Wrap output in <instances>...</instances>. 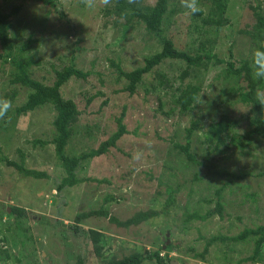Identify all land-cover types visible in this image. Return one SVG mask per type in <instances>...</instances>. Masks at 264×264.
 Segmentation results:
<instances>
[{
  "label": "rangeland",
  "instance_id": "374dc122",
  "mask_svg": "<svg viewBox=\"0 0 264 264\" xmlns=\"http://www.w3.org/2000/svg\"><path fill=\"white\" fill-rule=\"evenodd\" d=\"M156 1L144 0V4L152 6ZM198 2L203 16L193 15L181 6L180 0H169L163 37L187 51H195L201 42H210L219 58L234 60L237 66L249 58L251 40L244 31H251L255 24L253 7L261 5L264 13V0H229L227 17L231 25L217 32L215 27L204 24L208 1ZM14 4L22 2L0 0V6L7 12ZM105 8L99 0L94 8H88L82 0H61L56 8L27 0L21 13L12 18L14 29L10 38L15 47L29 39L35 41L31 52V55L37 52L35 60L39 61L31 69L35 80L52 85L55 70L72 62L89 74L85 80L73 77L62 87L63 97L74 100L81 112L67 148L69 156L98 148L117 131V121L123 112L130 133L108 154L82 163L77 176L83 182L59 191L66 173L57 159L55 145L42 147L35 143L52 142L55 138L57 112L47 104L17 115L16 109L27 101L29 91L12 85L13 68L0 62V112L5 113L0 118V156L21 163L23 153L26 168L48 175L46 179L24 177L0 161V264H76L78 256L85 257L86 264H101L137 252L146 255L160 252L164 264H264V246L261 262H246L254 255L255 237L245 242L216 241L205 259L200 258L213 237L231 238L246 229L264 226V176H258L264 172V142L254 152L259 157L255 161L241 155L237 146L226 154H215L213 162L220 168L251 174L246 179L231 181L205 176L207 169L188 161L184 154L175 153L170 141L175 135L185 143V129L192 121L200 120L204 129L195 132L192 150L199 153L202 161L213 157L215 151H208L205 132L224 112L234 118L248 114L250 108L236 101L230 91L232 87L247 89L246 80L226 78V64L200 70L185 79V83L202 87L194 111L184 116L178 110L172 116L163 114L170 110L172 91L159 87V76L163 74L177 86L185 65L168 60L144 77L135 94L122 91L128 81L119 77L112 60L120 63L124 71H133L142 67L146 58L161 51L162 42L140 24H133L124 36L123 19L117 27L106 26ZM239 132L244 134L243 126ZM195 173L203 179L194 182ZM229 181L234 183L218 194ZM168 187L176 191L175 203L169 208L167 201L172 193ZM254 193L258 194L255 201L246 197ZM109 196H115L116 200L105 203ZM218 201L223 206L222 215L215 211ZM103 205L120 221L139 212L156 211L159 215L129 228L94 217L77 225L85 235H75L69 228L76 224L78 213ZM15 207L25 209V217L17 220ZM193 214H208V219L188 222ZM89 230L104 234L102 258L94 253L87 235ZM144 264L158 263L153 258Z\"/></svg>",
  "mask_w": 264,
  "mask_h": 264
},
{
  "label": "trees",
  "instance_id": "16d2710c",
  "mask_svg": "<svg viewBox=\"0 0 264 264\" xmlns=\"http://www.w3.org/2000/svg\"><path fill=\"white\" fill-rule=\"evenodd\" d=\"M25 1L21 0L22 4H14L12 9L7 12L0 6V45L2 52L0 53V62L9 63L13 68L11 72L10 83L12 85H19L26 88L29 91L27 101L16 109L17 115L27 114L33 112L36 109L50 104L57 112L55 120V127L57 135L52 142L37 141L42 147L48 144L55 145L56 156L66 176L62 179L58 190L62 191L67 187H74L84 180L77 176V171L85 161L104 156L110 152L111 149L117 148L118 142L127 134L129 130L124 123L126 112L118 118L117 131L106 141L102 142L98 148L92 149L88 152H84L78 156H69L67 148L70 140L73 136L74 125L77 123L81 112L78 109L74 100L65 99L62 95V87L70 81L71 78L76 77L78 79H87L89 74L76 68L75 63L65 66L61 70H55V81L52 85H47L33 78L32 65L38 64L39 61L35 60L36 51L34 55L32 44L34 40L29 39L26 43L21 44L18 47L11 42L10 34L14 29V22L12 18L21 13L24 9ZM43 4L44 6L56 8L61 0H30ZM209 3V11L207 17L204 19L206 26L215 27V31L220 30L226 26L231 25L230 19L227 17V11L229 6V0H207ZM169 9V0H157L154 5L146 6L144 0H139V3L130 4L128 0H112L110 6H107L104 10V15L108 18L106 26L112 24L117 27L120 20H125L121 25L123 26V35H126V31L129 28H133V24L143 25L148 34L160 37L162 42V49L156 52L154 55L145 59V63L142 67H139L133 71L126 72L122 69L120 63L112 60V64L117 68L119 77H124L128 81V85L122 89L127 91L130 95L136 93L138 86L143 81L146 75H149L155 71V69L161 66L168 60L180 61L185 65L184 70L179 76V84L175 86V83H171V80L166 78L163 74H160L158 84L159 87L168 88L171 90V106L170 110L163 111V114L172 116L176 110L181 115H188L194 111V107L199 99V94L202 91L200 85L193 83H185V79L190 78L198 71L208 69L210 66H221L226 64L224 69L225 77L244 78L247 82V89L245 88H231V92L234 94L233 98L247 105L250 110L248 114H243L239 118L231 117L227 112L222 113L220 119L213 121L208 125V129L205 132L206 142L209 143L208 151L213 150L215 153L213 157L206 158L205 161L199 159V153L192 150V143L194 134L196 131H203L204 127L201 126L200 120H194L191 122L190 127L185 129V143L177 140V137L173 135L170 138L172 143V149L176 152L184 154L188 161L195 163L199 167H205L207 174L205 176L220 178H231V181L243 180L251 176L250 173H236L231 172L225 168H220L213 162L215 154L223 155L230 151L232 146H237L241 155H245L253 160L259 159L254 155L255 150H259L261 143L264 142V108H262L256 101V91L258 88L264 89V80H257L253 78V55L257 49L264 51V13L262 6L258 5L253 7L255 24L251 31H244L246 36L250 37L251 50L249 58L240 61V65H236L234 60L226 61L213 51V46L210 42H201L199 47L195 51L180 50L175 46L172 39L163 37L162 28L165 22ZM204 11L197 14V16H203ZM112 18V19H110ZM212 47V48H210ZM231 58H233V52L231 48ZM152 89H155L153 87ZM168 95L167 93H165ZM93 98L89 99V102ZM160 106L163 107V100L160 99ZM173 106V107H172ZM244 127V134L240 135L239 129ZM213 145V146H211ZM0 153H2V147L0 146ZM22 162L17 163L10 160L7 156L1 155L0 161L5 163L8 167L15 169L18 173L24 177H31L35 179H46L48 175L46 173L28 169L25 166V155L22 153ZM258 176H264V172H260ZM194 182L201 181L203 176L199 173H195ZM88 180V179H87ZM94 181L93 179H90ZM226 182L223 188L218 190V194L221 193L230 183ZM169 192L172 194L167 201V207H171L175 203L176 191L168 187ZM258 194H248L247 198H255ZM116 200L115 196H109L106 198L105 203ZM221 200V198H219ZM14 214H16L17 220L21 217H25L26 210L20 207L13 208ZM222 215L223 206L220 201L217 203L215 210ZM156 211L139 212L126 221H120L116 217L111 216L108 209L103 205L99 209H93L87 212L78 213L75 218V223L69 226L74 230L75 235H81L85 232L80 230L77 225L81 224L85 220H89L94 217H101L108 219L111 223L116 224L121 228H129L131 226L140 225L143 222L150 220L151 218L158 216ZM213 215L209 213V217ZM208 214L205 216L199 214H193L189 217L188 222L193 220L206 221ZM63 225V224H62ZM90 239L93 244V250L97 257L102 258L104 253L103 240L104 234L97 230H89ZM255 237L256 245L254 255L247 258L246 262L259 263L262 261V248L264 246V226H260L257 229H246L240 235L235 237L216 236L209 240L206 248L201 253L200 258L205 259L209 253L210 247L216 241H233V242H245L248 238ZM156 259L158 264H164V258L160 255V252H156L154 255H146L140 253H133L123 259L112 258L101 264H144L146 260ZM76 264H86V259L83 256H78Z\"/></svg>",
  "mask_w": 264,
  "mask_h": 264
},
{
  "label": "clouds",
  "instance_id": "9594fccd",
  "mask_svg": "<svg viewBox=\"0 0 264 264\" xmlns=\"http://www.w3.org/2000/svg\"><path fill=\"white\" fill-rule=\"evenodd\" d=\"M88 8L96 6V0H82ZM100 4L107 7L110 6L112 0H99ZM181 6L188 9L193 15H197L203 11L199 5L198 0H180ZM128 3H139V0H128ZM253 78L257 80H264V51L257 49L253 55ZM256 101L264 108V89L258 88L256 91ZM4 112H0V118L4 116Z\"/></svg>",
  "mask_w": 264,
  "mask_h": 264
}]
</instances>
